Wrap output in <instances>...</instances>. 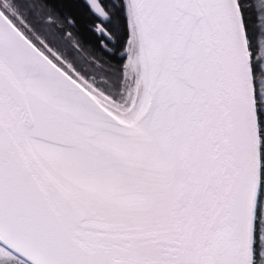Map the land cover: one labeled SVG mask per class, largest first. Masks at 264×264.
Instances as JSON below:
<instances>
[{"label": "snow or ice", "instance_id": "obj_1", "mask_svg": "<svg viewBox=\"0 0 264 264\" xmlns=\"http://www.w3.org/2000/svg\"><path fill=\"white\" fill-rule=\"evenodd\" d=\"M0 264H264V0H0Z\"/></svg>", "mask_w": 264, "mask_h": 264}]
</instances>
